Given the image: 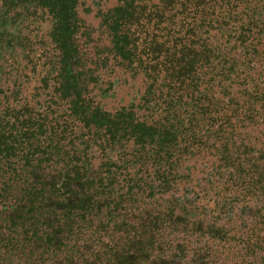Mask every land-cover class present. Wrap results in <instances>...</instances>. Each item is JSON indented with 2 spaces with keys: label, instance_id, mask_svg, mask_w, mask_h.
<instances>
[{
  "label": "trees",
  "instance_id": "16d2710c",
  "mask_svg": "<svg viewBox=\"0 0 264 264\" xmlns=\"http://www.w3.org/2000/svg\"><path fill=\"white\" fill-rule=\"evenodd\" d=\"M253 2L117 0L106 13L114 57L146 79L147 97L163 100L162 116L151 126L133 121L129 110L111 117L81 100L83 73L75 70L77 0H0V64L16 59L9 32L14 17L31 8L47 12L52 17L49 39L57 55L45 76L54 75L57 98L68 102L71 115L83 128L91 130L89 125L96 124L95 129L104 132L102 152L126 141L144 151V157L165 164L166 172L156 179L161 190L172 188L167 174L184 156L208 147L193 129L216 126L215 141L221 143L218 167L228 175L222 190L227 194L235 189L239 196L218 205L226 214L238 202L254 203L258 221L244 243L245 251L256 264H264L260 228L264 225V148L260 149L261 139L257 143L240 137L241 130L261 137L264 86L258 82L249 94L238 84V80L261 77L250 73L253 57L259 54L254 47L247 71H241L237 60H227L215 42L217 32L232 28L240 30L239 43L247 41L253 29L263 32L264 15ZM31 52L25 51L29 62ZM223 104L227 113L221 112ZM40 121L28 106L17 111L8 105L0 112V264H188L186 258L190 264H209V256L201 257L212 256L208 242L216 239L232 246L225 230L204 226L200 220L185 222L195 201L163 207L156 214L137 202L139 187L125 184L127 199L114 191L106 193L83 162L70 165L58 142V135L62 138L64 133L52 131L47 137L44 119ZM16 158L18 164L12 162ZM51 161L64 167L50 174L41 172ZM108 166L106 161L103 168L112 173ZM115 181L110 177L105 184L113 187ZM5 208L10 210L2 216ZM189 248L192 252L187 255ZM222 254L221 263L235 258Z\"/></svg>",
  "mask_w": 264,
  "mask_h": 264
},
{
  "label": "rangeland",
  "instance_id": "374dc122",
  "mask_svg": "<svg viewBox=\"0 0 264 264\" xmlns=\"http://www.w3.org/2000/svg\"><path fill=\"white\" fill-rule=\"evenodd\" d=\"M116 5L117 0H77L76 19L79 30L75 44L79 50V61L75 70L83 73V90L80 98L83 103L100 108L111 117H116L115 115L122 113L123 110H129L133 113V121L151 126L162 116L163 100L160 96L147 97L146 79L140 72L134 75L132 68L114 57L111 52V38L104 21L106 13ZM253 5L257 7V12L261 16L264 15V0H255ZM12 15L13 13H10V17ZM14 21V25L9 27V32L16 59L14 62L4 60L0 64V112H3L8 105L17 111L24 106L30 107L36 121L41 122L40 119H44L42 123L46 127L47 137L52 131L58 134L60 131L64 133L62 138L58 135V142L70 165L71 161L73 164L77 160L81 161V164L83 162L84 167L89 170V176L95 178L98 184L99 182L104 184L106 193L114 191L127 199L124 185L139 187L140 192L135 196L137 202L147 209L154 210L156 214L161 212L163 207L195 201L193 206L195 209L189 211L185 222L192 224L200 220L204 226L223 229L228 233V241L232 245L220 243L216 239L208 242L210 248L208 247L207 251L212 256L203 254L201 257L209 256L207 259L209 264H222L223 252L224 255L228 252L235 257L234 260L223 264H247L246 261L256 264L250 252L246 255L244 244L248 243L251 229L258 221V214L252 210L256 209L253 207L254 203L250 200L238 202L230 212H225L226 214L218 205L219 202L228 201L232 195L236 198L239 196L235 189L229 190L227 194L222 190L228 175L222 173L223 168L218 167L221 143L215 141L214 132L217 127L193 129L203 141L207 142L208 147L200 153L194 151V154L184 156L173 172L167 174L171 179L172 188L161 190L156 179L162 172H166L165 164H158L157 159L144 157V151L136 149L131 142L126 141H121L115 148L102 152L100 145L104 132L100 129L96 130V124L89 125L91 130L83 128V123L71 115L68 102L57 98L54 75L45 76L57 55L49 39L52 17L47 12L31 8L27 12H19L18 16L14 17ZM239 32L240 30L236 28H232L229 32H217L215 42L221 48V53L226 55L227 60L231 58L237 60L242 66L241 71L245 69L247 71L250 51L256 47L259 56L253 57L255 60L250 65L252 70L250 73L251 75L260 73L261 77L238 80V84L247 89V93L252 94L258 82L261 84L260 87L264 86V29L261 34L253 29L244 43H239L237 40ZM29 49L32 51L31 62L29 58H25ZM157 83L161 86L160 80ZM225 101L223 100L224 104ZM221 112L227 113L225 105ZM168 120L169 124L174 122L170 116ZM259 129L260 138L254 131L243 130L240 132V137L247 140L254 139L257 143L261 139L260 149L264 148L263 125ZM92 132L97 135H92ZM89 137L92 139L89 140ZM144 150L153 149L145 147ZM18 161L19 158L12 160L15 164H18ZM106 161L112 173L103 168ZM122 163L123 165L120 166ZM46 165L45 171L41 169L45 174L59 172L64 167L54 161ZM114 165L119 167L115 168ZM110 177L116 180L113 187L105 184ZM150 190L152 192H149ZM121 206L125 207L126 202ZM8 210L10 209L2 210L4 211L2 216H5ZM260 228L261 234L264 233L263 224ZM175 242L182 243L177 240ZM191 248L186 249L187 255L192 252ZM260 255H256L255 259L258 260ZM186 261L190 264L187 258Z\"/></svg>",
  "mask_w": 264,
  "mask_h": 264
}]
</instances>
